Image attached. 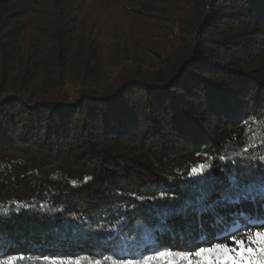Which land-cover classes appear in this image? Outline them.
<instances>
[{
  "label": "trees",
  "instance_id": "trees-1",
  "mask_svg": "<svg viewBox=\"0 0 264 264\" xmlns=\"http://www.w3.org/2000/svg\"><path fill=\"white\" fill-rule=\"evenodd\" d=\"M262 120L264 0H0V248L125 264L222 235L264 214Z\"/></svg>",
  "mask_w": 264,
  "mask_h": 264
},
{
  "label": "snow or ice",
  "instance_id": "snow-or-ice-1",
  "mask_svg": "<svg viewBox=\"0 0 264 264\" xmlns=\"http://www.w3.org/2000/svg\"><path fill=\"white\" fill-rule=\"evenodd\" d=\"M252 123L257 122L253 120ZM259 124L264 127V120ZM261 138L264 139V132L261 133ZM260 158L264 159V156ZM209 167L210 165L205 164L193 168L192 175L202 176ZM88 179L91 178L87 177L86 180ZM232 188H235L234 181L231 188L222 194L223 201L240 204L251 195L250 192H234ZM204 201L205 198L201 197L200 211H213L214 205L205 204ZM227 223L224 217L217 218L218 225L223 226ZM232 224L231 229H222L224 233L222 235L202 236L189 247L164 248L163 250L154 248L151 254L143 255L140 259L126 260L125 264H264V214H241L232 221ZM24 259H29L32 264H36L32 258H18L0 248V264H18V261ZM43 264H102V261L94 258L84 261L78 258L45 256Z\"/></svg>",
  "mask_w": 264,
  "mask_h": 264
}]
</instances>
